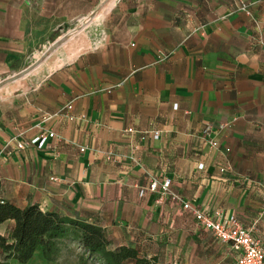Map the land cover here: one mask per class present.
I'll return each mask as SVG.
<instances>
[{
	"label": "crops",
	"instance_id": "crops-1",
	"mask_svg": "<svg viewBox=\"0 0 264 264\" xmlns=\"http://www.w3.org/2000/svg\"><path fill=\"white\" fill-rule=\"evenodd\" d=\"M101 5L0 0V201L96 224L162 264H235L178 196L233 215L264 249V0H116L37 59ZM165 180L169 194L149 191ZM13 225L0 224L8 243ZM60 248L26 264H67Z\"/></svg>",
	"mask_w": 264,
	"mask_h": 264
},
{
	"label": "trees",
	"instance_id": "trees-1",
	"mask_svg": "<svg viewBox=\"0 0 264 264\" xmlns=\"http://www.w3.org/2000/svg\"><path fill=\"white\" fill-rule=\"evenodd\" d=\"M8 220L14 222L9 235L11 243L0 236V249L7 254L5 260L26 264L40 249L46 262H54L60 256V244L65 241L76 243L84 255L101 264H162L156 257L141 256L131 246L113 249L104 230L96 224L43 212L35 205L19 209L0 201V224ZM80 264L86 262L80 259Z\"/></svg>",
	"mask_w": 264,
	"mask_h": 264
},
{
	"label": "built area",
	"instance_id": "built-area-1",
	"mask_svg": "<svg viewBox=\"0 0 264 264\" xmlns=\"http://www.w3.org/2000/svg\"><path fill=\"white\" fill-rule=\"evenodd\" d=\"M238 10L247 12V6L240 3ZM154 138H158V133L154 132ZM53 134L40 135L33 139L30 144H37L43 147L45 142L52 138ZM24 142L17 144L18 149L25 147ZM212 147H217L216 142H210ZM224 170L221 169V172ZM170 181L163 183L153 182L149 186L150 192H159L161 196L169 194ZM175 201L181 202L182 209L188 212L194 219L195 224L201 230L209 233L217 242L230 247L234 253L235 264H264V249L261 242L252 236V230L242 226L233 216L222 218L219 212L209 213L198 209L188 202H182L178 196H173Z\"/></svg>",
	"mask_w": 264,
	"mask_h": 264
},
{
	"label": "rangeland",
	"instance_id": "rangeland-1",
	"mask_svg": "<svg viewBox=\"0 0 264 264\" xmlns=\"http://www.w3.org/2000/svg\"><path fill=\"white\" fill-rule=\"evenodd\" d=\"M101 1H102V5L99 7L97 14L82 19L80 22L74 24V26H71L70 28H68V30H65L62 33H56V35L51 38L49 44H47L45 47L41 46V48H37V50H36L37 54H35V56H37V59L41 58L44 54H46V52L49 49L52 50L55 47L59 46L60 44H62V45L65 44L66 40H68L71 36L73 37V35H75L79 31H81L83 28L89 26L92 22H94V20L96 21V20L100 19L106 12H108L107 9L109 7H111L116 0H101ZM60 48H63V46ZM37 59L35 58L34 60H30L29 62L31 63V61H33L32 63H34ZM67 243L68 242H64V243L62 242L61 243L62 250H63L64 257L67 258V264H72V262H74L73 255L74 254H77V255L81 254L82 251L79 249H76V247H71V246L68 247L66 245ZM218 245H219L218 248L221 252H225V253L227 252L228 253L229 249L227 247H225L223 244H220V243H218ZM195 256L197 257V255H195ZM82 258H86V260H87V261L85 260L86 264H101V262L97 259H90L87 256L86 257L82 256ZM198 258L201 259L202 261H205V262L208 261L207 259H209L207 254H202V255L199 254ZM209 263L210 264H234L233 258H231V257H228V259H224L221 262L220 261L215 262V260H211ZM78 264H80V261L78 262Z\"/></svg>",
	"mask_w": 264,
	"mask_h": 264
},
{
	"label": "bare ground",
	"instance_id": "bare-ground-1",
	"mask_svg": "<svg viewBox=\"0 0 264 264\" xmlns=\"http://www.w3.org/2000/svg\"><path fill=\"white\" fill-rule=\"evenodd\" d=\"M93 21V20H92ZM87 23V22H86Z\"/></svg>",
	"mask_w": 264,
	"mask_h": 264
}]
</instances>
